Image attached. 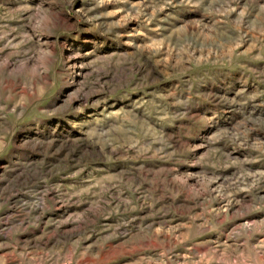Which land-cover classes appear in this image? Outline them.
I'll return each mask as SVG.
<instances>
[{"label":"rangeland","instance_id":"374dc122","mask_svg":"<svg viewBox=\"0 0 264 264\" xmlns=\"http://www.w3.org/2000/svg\"><path fill=\"white\" fill-rule=\"evenodd\" d=\"M0 264H264V0H0Z\"/></svg>","mask_w":264,"mask_h":264}]
</instances>
